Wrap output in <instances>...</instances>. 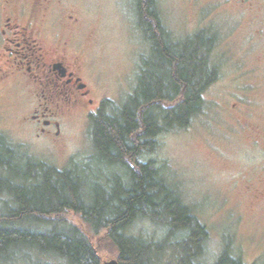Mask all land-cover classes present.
I'll use <instances>...</instances> for the list:
<instances>
[{
	"label": "rangeland",
	"instance_id": "1",
	"mask_svg": "<svg viewBox=\"0 0 264 264\" xmlns=\"http://www.w3.org/2000/svg\"><path fill=\"white\" fill-rule=\"evenodd\" d=\"M240 1L157 0L161 21L174 38L199 31L214 36L209 60L218 76L204 92L202 111L187 127L159 133L156 149L140 157L156 163L207 227L203 264H212L224 249L245 264H264V0ZM45 18L75 45L93 106L105 101V110L112 113L123 107L137 84L143 57L150 54L137 24L135 1L52 0ZM24 93L0 88L1 139L34 160L80 172L90 196L101 186L112 190L118 177L126 180L122 168L95 150L94 125L81 112L56 114L59 137L37 136L38 126L29 119L36 98ZM0 153L6 158V152ZM4 175L9 177V168ZM7 199L0 192V213L7 210ZM70 219L83 227L77 215L70 214ZM127 231L155 238L163 234L147 220H138ZM93 243L103 259H116L104 236ZM0 264L59 263L22 248L0 258Z\"/></svg>",
	"mask_w": 264,
	"mask_h": 264
},
{
	"label": "trees",
	"instance_id": "2",
	"mask_svg": "<svg viewBox=\"0 0 264 264\" xmlns=\"http://www.w3.org/2000/svg\"><path fill=\"white\" fill-rule=\"evenodd\" d=\"M134 1L150 54L123 107L112 113L102 102L92 127L95 150L122 168L126 180L118 177L112 190L101 186L90 196L80 172L34 160L0 137V152L7 154L0 153V192L9 195L7 210L0 213V258L23 248L59 264H101L105 259L93 242L102 235L118 264H203L207 227L156 163L140 157L156 149L159 133L187 127L202 111L204 92L218 76L209 60L214 36L199 31L174 38L161 21L157 0ZM138 220L163 231L162 237L129 234ZM212 264L245 263L224 249Z\"/></svg>",
	"mask_w": 264,
	"mask_h": 264
},
{
	"label": "flooded vegetation",
	"instance_id": "3",
	"mask_svg": "<svg viewBox=\"0 0 264 264\" xmlns=\"http://www.w3.org/2000/svg\"><path fill=\"white\" fill-rule=\"evenodd\" d=\"M51 5L52 0H0V88L33 94L36 102L29 119L38 126L37 136L55 138L60 135L57 113L81 112L93 124L102 103L93 106L88 96L91 90L75 45L46 23ZM261 126L264 193V105Z\"/></svg>",
	"mask_w": 264,
	"mask_h": 264
},
{
	"label": "water",
	"instance_id": "4",
	"mask_svg": "<svg viewBox=\"0 0 264 264\" xmlns=\"http://www.w3.org/2000/svg\"><path fill=\"white\" fill-rule=\"evenodd\" d=\"M101 264H118L117 259L104 260Z\"/></svg>",
	"mask_w": 264,
	"mask_h": 264
}]
</instances>
